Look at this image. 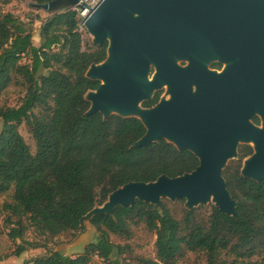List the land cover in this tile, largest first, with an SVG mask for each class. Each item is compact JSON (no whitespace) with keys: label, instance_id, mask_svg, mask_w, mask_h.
Returning a JSON list of instances; mask_svg holds the SVG:
<instances>
[{"label":"trees","instance_id":"trees-1","mask_svg":"<svg viewBox=\"0 0 264 264\" xmlns=\"http://www.w3.org/2000/svg\"><path fill=\"white\" fill-rule=\"evenodd\" d=\"M79 13L71 10L50 16L39 30L40 47L33 45L29 25L12 13L0 14V98L14 75L21 76L27 86L19 107L0 109V194L14 188V203L7 208L19 218L15 224L19 229H12L8 236L22 241L15 257L28 248L46 249L45 244L23 239L24 218L46 238L76 233L81 219L124 185L151 183L161 176L175 178L199 165L192 153L164 140L133 148L146 133L136 118L85 116L90 109L85 96L100 85L86 73L91 65L106 60L107 44L83 50ZM28 57L29 63L23 64ZM159 100L157 93L143 107L152 108ZM36 108L47 112L36 115ZM23 122L35 139V155L19 132ZM253 122L260 124L257 117ZM252 154L253 149L246 147L241 159ZM240 170L241 165L224 174L236 202L237 219L213 208L210 226L203 228L192 224L193 212L182 224L167 208L159 212L137 201L133 207H117L113 216L91 220L99 237L84 255L51 252L24 264H91L93 256L122 264L119 257L125 249L113 244L110 234L126 235L128 222L134 218L156 234V261L141 260V264H176L185 250L206 254L209 264H264V180L245 179ZM223 254L230 260H222Z\"/></svg>","mask_w":264,"mask_h":264},{"label":"water","instance_id":"water-1","mask_svg":"<svg viewBox=\"0 0 264 264\" xmlns=\"http://www.w3.org/2000/svg\"><path fill=\"white\" fill-rule=\"evenodd\" d=\"M36 7L50 16L88 10L83 25L96 45L107 44L106 60L86 73L100 83L85 96L90 103L86 117L136 118L146 133L133 148L164 140L199 161L191 173L117 189L81 219L83 232L65 246H90L94 217L113 216L117 207H133L137 201L159 212L162 198L184 199L189 209L212 201L237 219L222 173L241 143L253 148L241 176L264 180V0H102L94 9L84 0H54ZM226 34L233 50L222 58L233 65L216 74L200 59L214 57L211 41ZM248 41L255 42L254 48L249 49ZM185 58H191V65L180 68L177 62ZM166 84L170 100L160 98L144 108Z\"/></svg>","mask_w":264,"mask_h":264},{"label":"rangeland","instance_id":"rangeland-1","mask_svg":"<svg viewBox=\"0 0 264 264\" xmlns=\"http://www.w3.org/2000/svg\"><path fill=\"white\" fill-rule=\"evenodd\" d=\"M86 3L92 7L96 3H101L102 0H85ZM8 3V4H7ZM40 5L39 0H0V14L12 13L15 17L19 18L30 28L33 32V45L40 47L41 39L39 37V30L50 17L44 10L38 9L36 6ZM74 10H79L75 8ZM89 15V11H86L84 15L83 11L80 10L79 19L84 23L86 17ZM80 33L82 35V46L83 50H93L96 45L93 42V37L89 34L85 26L82 24L80 26ZM57 50V49H56ZM23 64L29 63V57L23 59ZM27 86L25 81L21 76H13L12 84L5 90L0 98V109L5 108H17L22 104V101L26 95ZM160 93L161 99H165V91L162 89L160 91H155L153 95ZM170 99V96L166 97ZM47 112L44 108H36L34 113L36 115ZM3 130V122L0 119V134ZM19 132L24 138L26 144L30 147L32 154H36V142L30 128L23 122L19 126ZM251 147V144L241 143L238 147L237 157L227 161L225 167L223 168V177L227 170H234L237 166L241 165V170L243 168L246 158L241 159V152L246 148ZM253 149V148H252ZM240 170V173H241ZM225 179V178H224ZM14 203V188L0 194V259L3 261L0 264H12L14 263L15 253L17 246L22 244L21 240L12 241L9 238V232L12 229H19V226L15 224L19 221V218L13 215L11 211L7 208V205ZM101 207V206H96ZM167 208L173 217L184 224L185 219L189 212L192 214V224L200 225L203 228H209L210 220L212 216L213 208L215 204L211 201L204 205H198L192 209L186 206V200L181 199L177 201H171L168 198L161 199V208ZM22 226L20 229L23 231V239L25 241H30L34 243L45 244L46 249H31L28 248L27 251L22 255L25 261L22 259L16 260V263L24 264L28 261L45 257L51 252H60L65 256L76 257L85 254L84 242H80L78 245L72 247H66L73 242L77 236L83 232V228L76 232L65 233L58 238L50 239L40 235V233L31 226L28 219L24 218L22 221ZM11 223H14L12 225ZM185 226L183 225V228ZM186 232V230H184ZM99 235L94 229L92 235L87 236V242H96ZM110 241L121 247H124V254L119 257L122 264H141V260H151L156 261V234L147 229L145 223L138 218L130 220L127 225V234L124 236L110 234ZM222 260H230V256L223 254ZM91 264H110L108 261H104L97 256L92 257ZM176 264H209L208 257L206 254L197 252L193 253L185 250L178 258Z\"/></svg>","mask_w":264,"mask_h":264},{"label":"flooded vegetation","instance_id":"flooded-vegetation-1","mask_svg":"<svg viewBox=\"0 0 264 264\" xmlns=\"http://www.w3.org/2000/svg\"><path fill=\"white\" fill-rule=\"evenodd\" d=\"M232 45H233V42L227 36V34L220 37V38L216 37L213 40V42L211 41V43H210V49H213V51L215 52L216 55L214 57H206V58L203 56L200 59L201 62L205 61L207 63V69L209 71H212L216 74L224 73V71H226V69H228V67H230V65H233V63H230L229 61L223 60L222 56H223V54H225V56H229L228 54H230V52H232V50H233ZM248 45H249V49L254 48L255 42L254 41H248ZM177 65L180 68H187L191 65V58L181 59L177 62ZM163 90L165 91V99H167L166 97H168V95L171 97L170 88H169L168 84H166L163 87ZM167 100H170V99H167Z\"/></svg>","mask_w":264,"mask_h":264},{"label":"crops","instance_id":"crops-1","mask_svg":"<svg viewBox=\"0 0 264 264\" xmlns=\"http://www.w3.org/2000/svg\"><path fill=\"white\" fill-rule=\"evenodd\" d=\"M24 254V253H23ZM22 254V255H23ZM22 255L20 256V257H15V258H13L14 259V263H12V264H15V262H16V260H18V259H22V262H24L25 261V258L24 257H22ZM77 257V256H76ZM1 263V262H0ZM16 264H20V263H16Z\"/></svg>","mask_w":264,"mask_h":264},{"label":"built area","instance_id":"built-area-1","mask_svg":"<svg viewBox=\"0 0 264 264\" xmlns=\"http://www.w3.org/2000/svg\"><path fill=\"white\" fill-rule=\"evenodd\" d=\"M85 1V0H84ZM86 2V1H85ZM99 4L98 3H96L95 5H93L91 8H96L97 6H98ZM78 11H80V10H78ZM87 11V10H86ZM86 11H83V13H84V15L86 14ZM89 14H90V12H89Z\"/></svg>","mask_w":264,"mask_h":264}]
</instances>
